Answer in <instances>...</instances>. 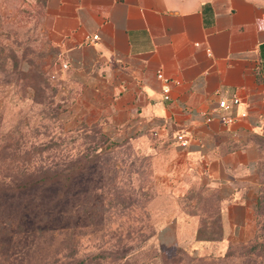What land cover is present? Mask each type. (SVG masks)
I'll use <instances>...</instances> for the list:
<instances>
[{
  "label": "crops",
  "instance_id": "1",
  "mask_svg": "<svg viewBox=\"0 0 264 264\" xmlns=\"http://www.w3.org/2000/svg\"><path fill=\"white\" fill-rule=\"evenodd\" d=\"M41 1L68 121L137 143L168 192L187 184L182 176L202 177L218 197L222 233L199 239L195 219L183 218L194 241L243 237L264 183V0ZM233 95L239 102L218 112L232 122L206 120Z\"/></svg>",
  "mask_w": 264,
  "mask_h": 264
},
{
  "label": "rangeland",
  "instance_id": "2",
  "mask_svg": "<svg viewBox=\"0 0 264 264\" xmlns=\"http://www.w3.org/2000/svg\"><path fill=\"white\" fill-rule=\"evenodd\" d=\"M58 56L41 0H0V176L37 182L0 194V264H264V192L243 237L194 241L182 219L218 236L216 193L168 192L137 143L69 122Z\"/></svg>",
  "mask_w": 264,
  "mask_h": 264
},
{
  "label": "trees",
  "instance_id": "3",
  "mask_svg": "<svg viewBox=\"0 0 264 264\" xmlns=\"http://www.w3.org/2000/svg\"><path fill=\"white\" fill-rule=\"evenodd\" d=\"M97 125V123H96ZM100 131V130H99ZM101 135H104L109 141L111 142H117V141H114V140H111L109 139L104 133L100 132ZM125 142V141H123ZM100 151L103 150V147L102 146H98ZM97 148V147H96ZM0 151H1V147H0ZM80 165V164H78ZM8 169H12L13 166H11L9 164V166H6ZM8 176V175H7ZM25 183H29V184H25ZM34 182L33 181H28V182H21L19 180H17L16 178H8V177H4V174L3 176H0V194L2 193H5V192H19V191H22L28 187H32L34 186L35 184H37V182ZM260 192H264V183L262 184L261 188H260ZM260 192L258 193V196H257V201H256V204L254 206V208L256 206H258V204L262 201V195H260ZM3 217H4V214H3ZM5 220H2V214H0V232L2 231V225L5 224L4 223ZM219 230L217 232L218 236H216L215 238L212 237V235L208 232H202L201 231V226H198L197 228V232H196V236L197 238L199 239H216L218 237L221 236V233H222V227H221V222H220V219H219ZM205 233V234H204ZM81 263V260L78 261L76 264H80Z\"/></svg>",
  "mask_w": 264,
  "mask_h": 264
},
{
  "label": "built area",
  "instance_id": "4",
  "mask_svg": "<svg viewBox=\"0 0 264 264\" xmlns=\"http://www.w3.org/2000/svg\"><path fill=\"white\" fill-rule=\"evenodd\" d=\"M93 37H96V35H94ZM65 65V64H63ZM157 76L158 77H163L162 72L159 70L157 72ZM162 92H163V98L164 99H168L170 97L169 95V87L168 85H164L162 88ZM239 102V97L236 95L231 96L229 99L225 98V97H221L218 100V103L215 107L211 108L210 110H208L205 115H206V120L210 121L211 119H213L214 117L218 116L223 122H232L234 117L231 115H227V114H221L218 113L220 112L222 109H227L229 108L232 104L238 103ZM178 139H182L183 136L182 134H178L176 136Z\"/></svg>",
  "mask_w": 264,
  "mask_h": 264
}]
</instances>
